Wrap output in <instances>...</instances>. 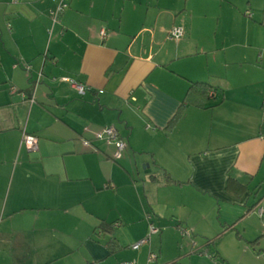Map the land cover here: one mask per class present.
I'll use <instances>...</instances> for the list:
<instances>
[{"label":"crops","instance_id":"crops-1","mask_svg":"<svg viewBox=\"0 0 264 264\" xmlns=\"http://www.w3.org/2000/svg\"><path fill=\"white\" fill-rule=\"evenodd\" d=\"M55 6L0 0V264H264V0Z\"/></svg>","mask_w":264,"mask_h":264},{"label":"built area","instance_id":"built-area-1","mask_svg":"<svg viewBox=\"0 0 264 264\" xmlns=\"http://www.w3.org/2000/svg\"><path fill=\"white\" fill-rule=\"evenodd\" d=\"M15 2L19 0H14ZM56 2V6L50 10V18H52L54 23H57L59 21V17L67 11L69 8L70 0H52ZM250 14V13H248ZM101 36L103 39L106 38L107 32L105 30L101 31ZM185 36V29L182 26H174L172 29H170L168 34V39L180 41ZM62 81L70 83L76 90V92L79 95H84L85 92H87V88L85 85L77 82V80H73L70 78H63ZM102 93V92H101ZM210 98H216V92L211 91L209 94ZM96 138L98 140H103L104 142H107L110 145L114 146V154L113 157L116 161L121 160L124 157L125 151L127 149V143L125 142L124 138L119 134V132L113 127V126H105L103 127L97 134ZM86 145H89L88 142L85 143ZM25 147L28 151H37L38 150V139L36 136L28 133H24L21 145ZM259 215L261 217H264V208L261 207L259 209ZM147 219H150V217L147 216ZM148 232L146 236H144L142 239L137 241L135 244L133 243L132 249L138 250L143 246H151L152 245V239L154 235H157L160 233L161 229L159 227L157 228L156 225L153 223H149V227L147 228ZM184 236L191 237V234L189 230L185 228L180 229ZM209 257H211L209 255ZM157 259V253L153 250H151L148 254V263H151ZM120 264H137L136 261H124Z\"/></svg>","mask_w":264,"mask_h":264},{"label":"trees","instance_id":"trees-1","mask_svg":"<svg viewBox=\"0 0 264 264\" xmlns=\"http://www.w3.org/2000/svg\"><path fill=\"white\" fill-rule=\"evenodd\" d=\"M211 91L212 88H210V86L207 84H203V83L192 84L186 97L185 106L188 104H194L199 107H203L204 106L203 100L209 97ZM185 106L183 107L185 108ZM177 117L178 115L175 118ZM210 256L211 258H214L212 255Z\"/></svg>","mask_w":264,"mask_h":264},{"label":"rangeland","instance_id":"rangeland-1","mask_svg":"<svg viewBox=\"0 0 264 264\" xmlns=\"http://www.w3.org/2000/svg\"><path fill=\"white\" fill-rule=\"evenodd\" d=\"M143 172H142V174H141V176L143 177V176H145V171L144 170H142Z\"/></svg>","mask_w":264,"mask_h":264}]
</instances>
